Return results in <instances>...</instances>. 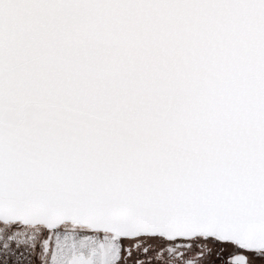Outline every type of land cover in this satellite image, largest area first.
I'll use <instances>...</instances> for the list:
<instances>
[{
  "label": "snow or ice",
  "instance_id": "6c2138e0",
  "mask_svg": "<svg viewBox=\"0 0 264 264\" xmlns=\"http://www.w3.org/2000/svg\"><path fill=\"white\" fill-rule=\"evenodd\" d=\"M0 264H264V0H0Z\"/></svg>",
  "mask_w": 264,
  "mask_h": 264
}]
</instances>
